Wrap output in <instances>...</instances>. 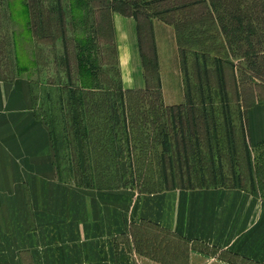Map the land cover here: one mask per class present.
Returning <instances> with one entry per match:
<instances>
[{
    "label": "rangeland",
    "instance_id": "obj_1",
    "mask_svg": "<svg viewBox=\"0 0 264 264\" xmlns=\"http://www.w3.org/2000/svg\"><path fill=\"white\" fill-rule=\"evenodd\" d=\"M192 1L0 0V81L21 78L28 84L33 113L48 130V153L57 177L95 192L235 185L264 201V2L230 0L234 13L246 14L250 26L248 44L230 45L215 11ZM113 11L133 12L140 19L152 15L174 26L186 56L192 107L187 101L164 103L151 60L144 61L150 83L121 90L111 42ZM227 12L219 9L226 23ZM217 65L225 80L224 95ZM189 109L204 110L207 123L190 118ZM204 126L209 143L217 147L215 165L205 156L192 164L183 148L163 155V134L179 144L183 136L175 130ZM200 143L205 145L203 139ZM7 216L0 211V237L12 221ZM18 217L15 213V225ZM255 232L254 240L263 243V221ZM162 238L173 242L174 253L147 264H264L202 244L189 254L183 240ZM260 252L264 257V245Z\"/></svg>",
    "mask_w": 264,
    "mask_h": 264
},
{
    "label": "crops",
    "instance_id": "obj_2",
    "mask_svg": "<svg viewBox=\"0 0 264 264\" xmlns=\"http://www.w3.org/2000/svg\"><path fill=\"white\" fill-rule=\"evenodd\" d=\"M110 28L121 90L150 83L144 61L154 56V82L164 103L187 101L185 67L171 23L113 11ZM207 130H175L183 142L168 141V152L183 148L192 164L205 156L215 165L217 147L209 143ZM48 149V130L33 113L26 81H0V199L6 202H0V211L12 220L0 237V264L160 263L161 254L175 251L173 242L161 237L183 240L189 254L202 244L264 261V241L254 240L257 225L264 222V201L254 191L207 183L155 192H95L57 177Z\"/></svg>",
    "mask_w": 264,
    "mask_h": 264
},
{
    "label": "trees",
    "instance_id": "obj_3",
    "mask_svg": "<svg viewBox=\"0 0 264 264\" xmlns=\"http://www.w3.org/2000/svg\"><path fill=\"white\" fill-rule=\"evenodd\" d=\"M259 1H261V0H259ZM204 2L207 3L213 11H215L217 18H218V21H219V26H220L222 32L224 33V36L226 37V42H228L230 45H232V44L237 45V44H240V42H244V43L248 44V42H249L248 41V34L250 33L249 32L250 26L248 25L249 18L246 14L240 16V13H238V14L234 13V3L231 4L230 0L228 2H227V0H194V1H192V3H194V4L204 3ZM263 2H264V0H263ZM263 6H264V4H263ZM220 8L225 9V12L228 11L227 12L228 18H229V21H227L228 23L225 22L223 15H222L223 17H221V15L219 13ZM121 13H126V12H121ZM127 13H131L134 16L136 15L133 12H127ZM235 14H236V16H235ZM246 52L247 53H244V54H248V56H249L250 53L248 51H246ZM181 54H182V62H183V65L185 67L186 58H185V55L183 54L182 51H181ZM151 62L153 65V70H154V68H155L154 56H153V60ZM216 73H217V78H218V87L223 94L225 80L223 78V73H222V70H221L219 65L216 66ZM155 85L159 86L158 82L155 83ZM186 95H187V102L189 103V106L192 107V105H191V93H190L188 83H186ZM222 110H223L222 112L226 115V112H227L226 108L224 107V109H222ZM169 111H172V110H169ZM189 111L192 112L191 118H197V119L202 118V119H204V123L207 121V117L205 116L206 112H204V110H200V111L205 113V114H201V117H195L194 116L195 115L194 111H198V110L189 109ZM204 127H207V126H204ZM195 128L193 127V129H195ZM228 132L230 134V131H228ZM227 142L230 145L229 150L231 152L234 151V147L232 146V143H230L229 141H227ZM161 145H162L163 153L168 152L169 146H168V138L166 137V134H163ZM248 169H249V174L251 176L250 167Z\"/></svg>",
    "mask_w": 264,
    "mask_h": 264
}]
</instances>
